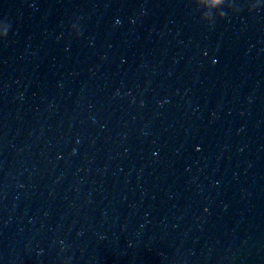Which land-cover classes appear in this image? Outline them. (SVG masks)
Listing matches in <instances>:
<instances>
[{
  "label": "water",
  "instance_id": "1",
  "mask_svg": "<svg viewBox=\"0 0 264 264\" xmlns=\"http://www.w3.org/2000/svg\"><path fill=\"white\" fill-rule=\"evenodd\" d=\"M0 264H264V0H0Z\"/></svg>",
  "mask_w": 264,
  "mask_h": 264
}]
</instances>
